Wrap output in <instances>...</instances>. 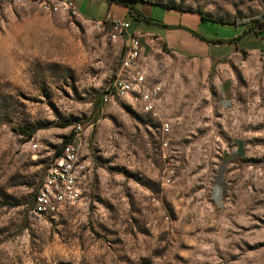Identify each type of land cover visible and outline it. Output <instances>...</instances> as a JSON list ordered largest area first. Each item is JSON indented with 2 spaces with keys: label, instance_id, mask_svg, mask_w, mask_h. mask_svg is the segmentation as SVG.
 Wrapping results in <instances>:
<instances>
[{
  "label": "rangeland",
  "instance_id": "obj_1",
  "mask_svg": "<svg viewBox=\"0 0 264 264\" xmlns=\"http://www.w3.org/2000/svg\"><path fill=\"white\" fill-rule=\"evenodd\" d=\"M147 1L181 5L209 40L243 26L202 16L230 24L264 12V0ZM135 9L159 21L168 10ZM113 34L33 1L0 3V264H264V51L195 55L153 41L141 70L162 92L146 111L131 97L103 103L124 55ZM78 126L83 197L34 217L50 161Z\"/></svg>",
  "mask_w": 264,
  "mask_h": 264
},
{
  "label": "built area",
  "instance_id": "obj_2",
  "mask_svg": "<svg viewBox=\"0 0 264 264\" xmlns=\"http://www.w3.org/2000/svg\"><path fill=\"white\" fill-rule=\"evenodd\" d=\"M32 1L49 14L79 15L73 0H0V3L24 4ZM94 22L97 26L111 23L116 32L112 38L121 37L124 42L119 74L106 88L103 103L107 104L114 97H131L140 102L146 111H152L160 98L162 88L160 85H150L141 70L144 62L143 45L122 21L105 19ZM84 141L83 128L78 126L74 135L62 146L60 153L50 161L34 195L31 208L34 217L47 220L55 218L82 199L83 180L90 173L89 160L83 155Z\"/></svg>",
  "mask_w": 264,
  "mask_h": 264
},
{
  "label": "crops",
  "instance_id": "obj_3",
  "mask_svg": "<svg viewBox=\"0 0 264 264\" xmlns=\"http://www.w3.org/2000/svg\"><path fill=\"white\" fill-rule=\"evenodd\" d=\"M75 5L78 8L79 17L89 21H103L105 19L108 20H118L122 21L128 26V29L135 34L140 43L144 47V51L149 47L150 43L153 41L163 40L166 45H168L172 50L175 51H183L188 54L195 55H203L207 49L211 45H231L235 50L240 49V43H244L243 49H253L264 51V39L260 41V39L264 36L262 35H250L247 36L242 41L234 44V43H220L213 44L201 41L194 35H192L187 29L193 30L199 22L195 18L191 16H187L184 12H181L176 9L166 8L168 9L166 13L163 14V21L155 20L153 18H149L148 13L152 12L151 9L145 11V15L138 11L141 15H143L148 21L141 20L135 13H130L129 9L124 6H120L116 3H109L105 0H73ZM144 2L153 4L147 1H137L133 3L135 7L137 3ZM161 6V5H158ZM202 20V19H201ZM174 33V38L171 39L169 44L168 37L170 34ZM166 37H163V36ZM256 37V41L245 42L248 37ZM259 40H258V39ZM225 39V38H224ZM209 40V39H208ZM145 53V52H144ZM207 53V52H206Z\"/></svg>",
  "mask_w": 264,
  "mask_h": 264
},
{
  "label": "trees",
  "instance_id": "obj_4",
  "mask_svg": "<svg viewBox=\"0 0 264 264\" xmlns=\"http://www.w3.org/2000/svg\"><path fill=\"white\" fill-rule=\"evenodd\" d=\"M137 1H147V0H107V2H109V3H116L120 6L127 7L129 9L130 13H135L139 17V19L148 21V19H146L143 15H141L133 6V3L137 2ZM147 2L161 5L164 8H172V9H176V10H179L181 12H184L181 5L173 7L167 3L161 4V3L154 2V1H152V2L147 1ZM196 13L200 14L201 12L197 11ZM263 18H264V12L258 16L253 17V18H248V19L235 18L233 23L227 24V23H224L222 21H218V20H214V19H210V18H206V17L202 16V20H206V21L218 22L219 24H225V25H233L236 28L243 26V32L242 33H240L239 35L234 36L232 38H228V39L225 38V39L208 40L193 30H190L188 28H185V29H187L192 35H194L195 37H197L201 41H204L207 43H213V44L234 43V44H236V43L242 41L243 39H245L247 36H250V35H257L258 36V35L264 34V20H263ZM18 131L22 134L27 135L28 137L32 136V131L27 127L20 128V129H18ZM60 150L57 152V154L60 153Z\"/></svg>",
  "mask_w": 264,
  "mask_h": 264
}]
</instances>
